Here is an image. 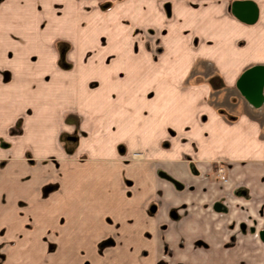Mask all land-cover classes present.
I'll return each instance as SVG.
<instances>
[{
	"label": "crops",
	"instance_id": "obj_1",
	"mask_svg": "<svg viewBox=\"0 0 264 264\" xmlns=\"http://www.w3.org/2000/svg\"><path fill=\"white\" fill-rule=\"evenodd\" d=\"M83 1L2 0L0 7L22 8L9 23L22 27L27 41L46 22L44 10L52 14L57 4L64 9ZM235 1L242 0H131L128 5L158 33L162 52L153 62L143 47L145 37L129 38L140 44L142 56L128 49L138 62L132 79L141 76L144 86L139 100L116 102L111 80V87L105 83L94 90L96 111L76 106L74 99L64 110L50 107L35 118L33 132L22 134L20 148L0 147V234L7 247L0 264L247 262L246 236L235 232L233 221L251 213L264 219V84L263 102L254 108L235 83L246 68L264 65V0H248L257 11L251 23L227 10ZM164 6L170 7L169 18ZM112 13L109 23L118 25L119 12ZM76 17L64 19L65 40L80 35ZM3 47L0 53L7 52ZM32 52L43 55L41 62L57 55L49 46L25 53ZM17 62L27 73L12 72L10 86L40 83L42 74L29 79L34 72L56 70V76L68 74L55 76L64 77L57 89L73 87L72 70ZM75 90L92 92L87 81ZM72 115L86 132L68 150L60 136L75 129L67 121ZM129 152L143 159L130 158ZM217 165L226 169L227 184L217 182ZM233 199V206L227 203Z\"/></svg>",
	"mask_w": 264,
	"mask_h": 264
},
{
	"label": "rangeland",
	"instance_id": "obj_2",
	"mask_svg": "<svg viewBox=\"0 0 264 264\" xmlns=\"http://www.w3.org/2000/svg\"><path fill=\"white\" fill-rule=\"evenodd\" d=\"M1 1L2 0H0V3ZM130 3L131 0H84L82 5L79 4L81 6L72 5L70 8H67L65 5L64 9L57 4V6H53L52 14L46 13V10H44L42 17L43 19L44 17L46 18V22H40L38 24L39 28L33 31L32 37L29 36L30 39L27 38V41L22 37V27L15 24L12 27L11 25L13 23H9V19L16 18L14 15L19 13L20 15L22 14V8L14 4H12V6L5 5L0 7V45L4 46L3 48H6L5 50L7 51L5 53H0V147L7 148L13 145L14 147L20 148L19 144L23 142L22 134L24 133L25 136V130L27 129L29 133L33 132L35 128L33 124L37 120H35V118L37 116H42L50 107L57 106L64 110L63 107L66 105V102L71 104V101L74 99V104L76 106L82 103L90 108L91 111H96L100 106H97L98 104H96L93 98L96 95L94 90L97 89L100 84L105 83L111 87V80H114L112 86L116 91L114 92L116 93V96H114L116 102L124 103L126 106L132 97L137 101L139 100V89L140 87L144 88V86L139 83L141 76L138 75L135 82L132 79L134 71L133 66L134 64L138 65V62L134 63V61L129 58L128 49L131 48V54L138 55L139 59H142V56L139 53L140 44H135V42L130 43L129 38L139 35L145 37L146 40L143 47L149 51L153 62L157 61L162 52H159L161 51V45L159 36L157 35L158 33L155 32L156 30L154 31L153 27H148L146 25V23L149 22L146 20L148 18L144 20L142 18L143 16H140V13L135 12V10L133 11L134 8L128 5ZM116 10H118L120 17L118 25L111 26L109 21L113 20L114 16L112 12ZM163 10H165L167 15L170 13V7L164 6ZM70 14L72 16L79 15L74 21L72 19L71 21L75 22L77 25V32L80 33V35L76 39V35L73 34V39L67 38L65 40L64 37L67 36L69 31L63 30L64 22H66L64 19L69 17ZM100 16L102 17L100 18ZM108 17L112 19L108 20ZM169 17L170 14L168 15V18ZM67 22L70 23L69 20H67ZM25 24L26 23L23 25ZM59 28L61 30H59ZM6 32H8L11 37L15 36L17 43L10 40L8 37L9 35L5 34ZM197 38V34L191 36L192 44L196 43ZM69 41H71V44ZM47 46L50 48L54 47L57 55L51 54L46 62H41V58L43 57L42 54L33 52L25 53L31 48L36 50L38 48H43L45 50ZM170 46L174 47V45ZM182 47L184 48V46ZM182 47H180V45L177 46L178 50H181ZM14 49H17V51L15 52ZM19 50L22 52H18ZM170 51L171 50H169L168 55H170ZM25 58L27 60H25ZM16 61L21 65H27L26 61L31 64L35 61H40V63H56L63 72L72 70L70 73L72 74L71 78L73 79L75 77L74 83H72L73 87L66 91H63V88H61V90L57 89V86L60 84L58 81H61V78L64 77H59L57 80L56 77L62 74L56 76V70L34 72L29 79L34 81L38 77L37 73L42 74L41 76L44 80L40 83H33L28 86L25 81L27 84L25 86H10L12 72L19 70L18 73L21 75L27 73V69L17 68ZM9 66L11 70L7 69ZM74 71L76 74H74ZM137 73L141 74L142 71H137ZM66 75L68 76V74H63L62 76ZM129 79L132 80L129 81ZM85 81H87V88L90 91L92 90V92L84 94L75 90L76 84ZM133 89L136 90L135 95L132 94ZM152 93L153 91H148L145 95L150 96ZM16 98H18V102H16ZM19 99H21L20 102ZM101 99L102 98L97 99V102L101 101ZM99 103L101 105V102ZM103 110L104 108L101 106L100 111ZM77 115L76 117L79 119V113H77ZM78 119H76L75 116L73 118V115L71 118L67 117V121H71L75 125V129L72 132H67L69 135H67V137L65 136V134H67L65 132L60 136L62 143L68 150H72L75 146L80 137V133L86 132L85 127L83 128L79 125ZM87 121L89 122L88 119ZM28 154L30 155V153ZM128 155L133 159H143V156L136 152H132ZM2 160L4 159L0 158L1 169H3L4 165V161ZM229 186L230 184L226 187L228 188ZM234 201L233 199L227 203L233 206L235 204ZM252 209L255 211L257 210L256 204L253 205ZM260 212L263 213L262 208ZM262 217L263 215L257 216L255 213H251L246 214L244 219L236 218L233 221L235 232H240L246 236L243 240H245L244 245L247 247H244L242 251L243 254H245L244 257H247L245 259L247 262H241L239 264H264V243L261 242L263 244L261 245L258 238V231L264 230V219H262ZM229 242L231 245H234L235 237L232 236ZM1 244L4 246L2 239L0 240V263L3 252H5L7 248L1 246Z\"/></svg>",
	"mask_w": 264,
	"mask_h": 264
},
{
	"label": "water",
	"instance_id": "obj_3",
	"mask_svg": "<svg viewBox=\"0 0 264 264\" xmlns=\"http://www.w3.org/2000/svg\"><path fill=\"white\" fill-rule=\"evenodd\" d=\"M229 10L237 19L245 23L253 22L257 15L255 5L248 0L233 2ZM263 84L264 65H253L241 72L235 87L250 106L257 108L263 102ZM258 237L264 243V230L258 231Z\"/></svg>",
	"mask_w": 264,
	"mask_h": 264
},
{
	"label": "flooded vegetation",
	"instance_id": "obj_4",
	"mask_svg": "<svg viewBox=\"0 0 264 264\" xmlns=\"http://www.w3.org/2000/svg\"><path fill=\"white\" fill-rule=\"evenodd\" d=\"M229 8H230V6H228V8H227L228 11H229ZM219 168L222 169V177L221 178L218 175V169ZM215 177H216L217 182H219L221 184H227L228 183V178H227V175H226V169L222 165H217L216 166V168H215Z\"/></svg>",
	"mask_w": 264,
	"mask_h": 264
},
{
	"label": "built area",
	"instance_id": "obj_5",
	"mask_svg": "<svg viewBox=\"0 0 264 264\" xmlns=\"http://www.w3.org/2000/svg\"><path fill=\"white\" fill-rule=\"evenodd\" d=\"M218 175H219V177L221 178L222 177V169H218Z\"/></svg>",
	"mask_w": 264,
	"mask_h": 264
}]
</instances>
